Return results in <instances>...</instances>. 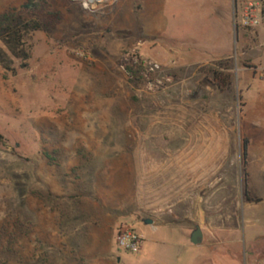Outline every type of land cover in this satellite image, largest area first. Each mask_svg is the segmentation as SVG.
Returning <instances> with one entry per match:
<instances>
[{"label": "rangeland", "instance_id": "rangeland-1", "mask_svg": "<svg viewBox=\"0 0 264 264\" xmlns=\"http://www.w3.org/2000/svg\"><path fill=\"white\" fill-rule=\"evenodd\" d=\"M241 1L47 0L62 18L29 38L28 67L0 65L7 264H264V23L235 26ZM135 58L172 82L132 80ZM225 62L222 93L208 71ZM124 225L137 255L115 244Z\"/></svg>", "mask_w": 264, "mask_h": 264}, {"label": "trees", "instance_id": "trees-1", "mask_svg": "<svg viewBox=\"0 0 264 264\" xmlns=\"http://www.w3.org/2000/svg\"><path fill=\"white\" fill-rule=\"evenodd\" d=\"M59 12H50L47 0H27L19 9L11 8L0 15V65L8 72H14V61L20 63L19 68L24 70L28 67L27 62L31 58V46L29 38L38 32L51 31L61 20ZM219 69H209L208 73L213 77L216 88L225 93L232 86L228 71L229 63H221ZM126 72L134 81L140 80V67L134 64L126 66ZM4 138L0 135V147ZM247 156V142L244 144V156ZM250 201H253L247 195ZM15 230L6 226L0 229V264H7L8 258L13 254V242L16 237Z\"/></svg>", "mask_w": 264, "mask_h": 264}, {"label": "built area", "instance_id": "built-area-1", "mask_svg": "<svg viewBox=\"0 0 264 264\" xmlns=\"http://www.w3.org/2000/svg\"><path fill=\"white\" fill-rule=\"evenodd\" d=\"M70 2H82L84 8H95L106 0H69ZM234 14V24L240 29L252 30L260 23H264V0H242ZM140 67V80L143 81L149 91L165 90L172 81L170 78H156L155 75L161 71V66L154 61H140L135 58L132 62ZM144 237L130 226L121 227L116 236L115 244L118 249L133 255L139 254L144 245Z\"/></svg>", "mask_w": 264, "mask_h": 264}, {"label": "crops", "instance_id": "crops-1", "mask_svg": "<svg viewBox=\"0 0 264 264\" xmlns=\"http://www.w3.org/2000/svg\"><path fill=\"white\" fill-rule=\"evenodd\" d=\"M231 20H232V18H231ZM232 23H233V21H232ZM233 26V25H232ZM159 36L160 37H163V38H166L165 37V35H161V34H159ZM189 50H191V49H189ZM252 50H253V48H252ZM212 62H215V59L213 60V61H206V62H202V61H199V62H191V64L192 65H198V64H201V63H212ZM177 164H178V167H181V161H178L177 162ZM189 220H185V223H187V224H189V225H193L192 223H194L195 222V220L191 217V213H189ZM179 218V215H176V218ZM206 243V242H205ZM203 244V241L201 242V244L200 245H197V246H201ZM194 246V245H193ZM261 248H264V243H262L261 244ZM263 252V251H262ZM261 252V253H262ZM261 255V254H260Z\"/></svg>", "mask_w": 264, "mask_h": 264}, {"label": "water", "instance_id": "water-1", "mask_svg": "<svg viewBox=\"0 0 264 264\" xmlns=\"http://www.w3.org/2000/svg\"><path fill=\"white\" fill-rule=\"evenodd\" d=\"M152 221H145V224L150 225L152 224ZM202 238H203V234L202 231L200 229V227H196L195 231L193 232L192 236H191V244L194 246L199 245L202 242Z\"/></svg>", "mask_w": 264, "mask_h": 264}, {"label": "bare ground", "instance_id": "bare-ground-1", "mask_svg": "<svg viewBox=\"0 0 264 264\" xmlns=\"http://www.w3.org/2000/svg\"><path fill=\"white\" fill-rule=\"evenodd\" d=\"M85 6H87V5H85Z\"/></svg>", "mask_w": 264, "mask_h": 264}]
</instances>
